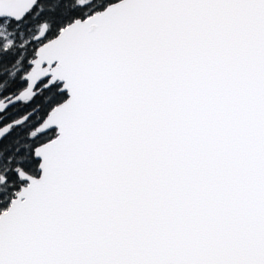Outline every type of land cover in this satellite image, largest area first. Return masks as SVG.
I'll use <instances>...</instances> for the list:
<instances>
[{
	"label": "snow or ice",
	"instance_id": "snow-or-ice-1",
	"mask_svg": "<svg viewBox=\"0 0 264 264\" xmlns=\"http://www.w3.org/2000/svg\"><path fill=\"white\" fill-rule=\"evenodd\" d=\"M0 264H264V0H0Z\"/></svg>",
	"mask_w": 264,
	"mask_h": 264
}]
</instances>
